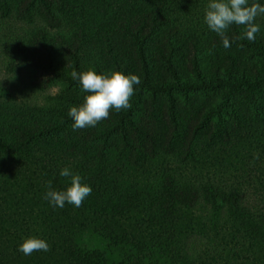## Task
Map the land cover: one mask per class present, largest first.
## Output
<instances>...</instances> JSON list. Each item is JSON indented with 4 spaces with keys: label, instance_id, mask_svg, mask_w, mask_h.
<instances>
[{
    "label": "trees",
    "instance_id": "16d2710c",
    "mask_svg": "<svg viewBox=\"0 0 264 264\" xmlns=\"http://www.w3.org/2000/svg\"><path fill=\"white\" fill-rule=\"evenodd\" d=\"M206 4L16 1L19 21L37 17L69 36L40 29L8 51L10 69L39 76L35 89H64L54 114L0 103V264H264V215L237 193L181 180L170 166L201 163L208 143L228 134L226 121L264 100V31L250 42L232 25L224 48L203 21ZM10 12L0 0L2 16ZM89 69L133 73L140 84L130 108L73 131L68 110L87 93L71 74ZM158 95L166 102L155 110ZM204 95L211 103L193 116L179 111ZM63 167L92 188L80 207L44 198L49 183L57 191L69 185ZM30 236L46 239L49 251L19 252ZM238 238L246 254L230 247Z\"/></svg>",
    "mask_w": 264,
    "mask_h": 264
},
{
    "label": "rangeland",
    "instance_id": "374dc122",
    "mask_svg": "<svg viewBox=\"0 0 264 264\" xmlns=\"http://www.w3.org/2000/svg\"><path fill=\"white\" fill-rule=\"evenodd\" d=\"M8 1L11 10L9 17L0 13V103L45 108L47 113L54 114L57 97L64 86L54 83L44 90L35 89L31 82L39 76L26 68L18 72L10 69L8 51H13L19 42L30 39L40 29H45L52 37L58 34L68 37L69 34L65 29L48 28L37 17L33 22L19 21L16 16L17 0ZM256 22L262 25L261 30L264 31V17H258ZM145 99L152 101L149 97H144L142 101ZM165 102L163 96L153 97L155 110H159ZM207 103L211 102L205 95L194 97L193 108L179 106L178 109L185 110L191 117ZM139 117L140 113L137 119ZM226 123L228 134L208 143L210 148L203 155L201 163L181 164L174 160L170 166L177 170V177L181 180L196 185H213L226 192L237 193L251 212L264 215V100L257 112L242 107L238 117H232ZM204 139L209 140V137L204 136ZM245 242L238 238L230 247L246 254V247L243 246Z\"/></svg>",
    "mask_w": 264,
    "mask_h": 264
},
{
    "label": "clouds",
    "instance_id": "9594fccd",
    "mask_svg": "<svg viewBox=\"0 0 264 264\" xmlns=\"http://www.w3.org/2000/svg\"><path fill=\"white\" fill-rule=\"evenodd\" d=\"M258 17H264V0H207L203 21L210 31L221 38L224 48H229L232 41L226 32L232 25L243 26L244 31L239 38L255 42L262 29V25L256 22ZM71 75L78 82L81 92L87 93L82 104L73 105L68 110L73 131L95 127L109 117L110 109L118 112L130 108L131 97L140 84L136 74L123 71L97 72L89 69L73 71ZM59 175L67 178L69 185L57 191L49 183L44 198L52 207L63 208L66 203L80 207L91 194V186L69 167L61 168ZM49 248L46 239L30 236L18 245L17 250L30 256L33 252H47Z\"/></svg>",
    "mask_w": 264,
    "mask_h": 264
}]
</instances>
